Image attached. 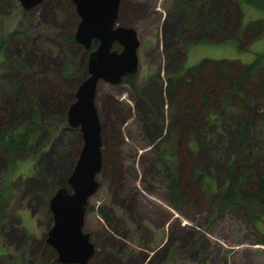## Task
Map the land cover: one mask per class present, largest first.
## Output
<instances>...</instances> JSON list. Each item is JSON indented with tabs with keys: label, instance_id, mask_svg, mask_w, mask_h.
Wrapping results in <instances>:
<instances>
[{
	"label": "rangeland",
	"instance_id": "rangeland-1",
	"mask_svg": "<svg viewBox=\"0 0 264 264\" xmlns=\"http://www.w3.org/2000/svg\"><path fill=\"white\" fill-rule=\"evenodd\" d=\"M183 1L192 3L193 15L170 0L120 2L118 23L133 27L140 41L138 70L134 89L123 83L97 87L107 161L85 215L95 247L88 264H264V215L249 209L254 221L219 200L225 170L238 157L264 172V122L258 117L234 155L246 106L255 116L264 111L261 70L241 78L264 54V11L239 0ZM69 2L44 0L25 11L18 0H0V127L28 146L23 153L0 143V187L7 163H17L21 174L4 201L0 264L51 258L48 202L66 186L82 148L79 128L67 123L72 102L65 95L75 94L87 76L88 55L74 41L77 22ZM195 27L211 35L192 45ZM65 69L78 71L75 81L64 79ZM236 87L239 95L231 92ZM185 115L193 126L188 132ZM200 173L216 191L182 188L187 176L193 184Z\"/></svg>",
	"mask_w": 264,
	"mask_h": 264
},
{
	"label": "water",
	"instance_id": "water-1",
	"mask_svg": "<svg viewBox=\"0 0 264 264\" xmlns=\"http://www.w3.org/2000/svg\"><path fill=\"white\" fill-rule=\"evenodd\" d=\"M43 1L18 0V3L27 11ZM71 2L80 17L74 41L85 50L90 49L93 41L97 47L88 56L87 76L77 86L67 111L68 126L79 128L83 144L66 186L58 188L49 199L52 225L46 242L57 253L58 262L88 264L95 247L89 235L83 233L84 218L89 199L99 186L96 177L102 167L101 127L95 102L97 87L101 82L116 86L125 77L135 75L140 41L133 27L116 25L121 0ZM115 44L119 51L113 49Z\"/></svg>",
	"mask_w": 264,
	"mask_h": 264
},
{
	"label": "trees",
	"instance_id": "trees-1",
	"mask_svg": "<svg viewBox=\"0 0 264 264\" xmlns=\"http://www.w3.org/2000/svg\"><path fill=\"white\" fill-rule=\"evenodd\" d=\"M170 1L182 6L183 10H187L190 15H193L194 6L192 5L190 1H187V2L183 0H170ZM239 4L242 6L244 5V6L250 7L251 9L264 11V0H239ZM192 19L195 23V16H192ZM189 21L192 22L191 19ZM217 25H219V23H217ZM222 30H224V26L222 27ZM193 31H194L193 33H194L195 41H194V44L192 45H197L202 40V38H204L208 34L211 35V31L208 29L205 31H198L195 27ZM70 39L72 38L70 37ZM2 45H3V41H2V37H0V54L3 56V52H2L3 46ZM96 45H97V42L93 41L91 45V49L95 48ZM2 60L3 58H1L0 61ZM6 62L10 64L13 63V61H10V60H6ZM224 63H225L224 61L219 62V64L221 65ZM199 67L202 68L201 65ZM263 69H264V54L263 55L260 54V55L255 56L254 61L247 65V69L243 73L241 78L242 80H244L245 77H247L248 75H252L256 73L258 70H261V74L259 75V79L257 83L260 85V88H261L260 91H262L261 93L264 96V70ZM65 70L63 73L64 79L65 80L72 79L75 81L76 79L75 76H78V71L69 70V69H65ZM198 71H200V69ZM134 80H135V75H131V76L125 77L122 83L128 85L131 89H134L135 88ZM241 84H242L241 82L238 83L239 87L241 86ZM185 87H186L185 96L188 97L190 95L191 97L192 96L191 94L193 93L192 83L190 86H185ZM204 91H206V89H204ZM231 92L236 93L238 95L240 93L237 87L233 89ZM258 92L259 90H256V92H254L253 95L255 97L259 96ZM203 93L204 92H202V97L205 98L204 97L205 94ZM65 97L67 98L69 104H71V102L74 101L73 93L71 95L66 94ZM254 117L256 118L258 117L261 121L264 122V111H262V113L256 114L255 116L254 111L249 106H246V117H245L246 121L243 123V126H242L243 127L242 139H241L238 149L236 150L234 154L235 156L238 155L243 144L245 143L244 138L247 137V134H248L247 131L250 126V120H252ZM184 118H185L184 131L185 132L191 131L190 129L193 126H191L189 122L190 121L189 117L185 115ZM13 123L14 122H12L8 127L12 126ZM6 129L7 128L0 127V143L6 144L14 152L27 153L28 146L25 145L23 142H21L19 139H17L14 135L12 134L8 135L6 132ZM106 161H107V157L102 155V163H105ZM233 163L234 162H231L230 164H228L225 170L226 183H225L223 191L219 195L220 203L239 208L243 212L244 215L249 216L251 217L252 220L256 221L257 218L250 216L248 212H249V209L251 208L255 209L257 207V209H259L261 214L264 215V172L256 168L253 164L243 161V159H241L240 157H238V161L235 164ZM7 167H8L7 174L4 177L3 185L0 187V219L3 213V210L5 208L4 206L5 198L8 197L9 192L11 191V183L15 179L21 176V174L16 173L18 169L17 163L15 164L7 163ZM196 181L197 182H194L193 184H191V182L189 181V177L187 176L186 179L183 180L184 183H182V188L184 187V189L187 190L188 188H190V186H194L193 191H195L197 187H199V185H202L204 186V188L209 189L211 191H216L217 189V185L215 184V182L212 180H209L204 173L198 174ZM247 181L248 182L254 181V184H252L253 186H251V184H247L248 183ZM186 193L187 192H185V194ZM102 218L105 220V222L107 223L110 222V218L106 213H102ZM260 243L264 245V238L260 240Z\"/></svg>",
	"mask_w": 264,
	"mask_h": 264
},
{
	"label": "flooded vegetation",
	"instance_id": "flooded-vegetation-1",
	"mask_svg": "<svg viewBox=\"0 0 264 264\" xmlns=\"http://www.w3.org/2000/svg\"><path fill=\"white\" fill-rule=\"evenodd\" d=\"M70 2V8H71V10H72V17H73V19L77 22V24H76V28H77V25H78V23H79V21H80V17H79V15H78V13L76 12V8H75V5L71 2V0H69ZM28 11V10H27ZM119 15H120V7H119V12H118V17H119ZM116 25H118V26H126V25H122V24H119L118 23V20H117V24ZM76 28H75V31H76ZM96 47H97V45H96ZM95 47V48H96ZM95 48H93V49H91V47H90V49L89 50H85L84 49V51L86 52V54L89 56V54H90V52L92 51V50H94ZM113 49L114 50H117V51H119L120 50V47L117 45V44H115L114 46H113ZM128 77V76H127ZM122 84V83H121ZM87 211H88V209H87ZM87 211H86V213H87ZM86 215V214H85ZM84 225H85V218H84ZM84 225H83V233H86V234H88L86 231H85V229H84ZM47 233H48V230L46 231V234H45V237H46V235H47ZM89 240H90V242H91V239H90V236H89ZM92 243V242H91ZM45 244H46V246L50 249V251H51V258H49V259H45V260H40V261H38V262H29V263H27V264H37V263H42V262H46V263H50V264H62V263H60V262H58L57 261V253L53 250V248L46 242V238H45ZM94 256V255H93ZM93 258V257H92ZM91 258V259H92ZM90 259V260H91ZM89 263V262H88ZM15 264V263H14Z\"/></svg>",
	"mask_w": 264,
	"mask_h": 264
}]
</instances>
